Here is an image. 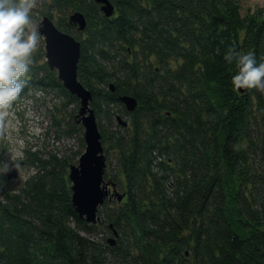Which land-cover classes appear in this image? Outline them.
I'll return each instance as SVG.
<instances>
[{"label":"trees","instance_id":"trees-1","mask_svg":"<svg viewBox=\"0 0 264 264\" xmlns=\"http://www.w3.org/2000/svg\"><path fill=\"white\" fill-rule=\"evenodd\" d=\"M43 1L41 15L81 44L78 80L125 197L106 200L97 224L76 213L69 173L86 148L80 101L39 47L14 103L54 94L51 128L79 148H27L19 165L28 177L16 185L0 177V261L264 264V91L238 92L223 59L234 47L264 61V7L243 14L239 0H111L107 18L94 0ZM74 12L86 19L83 32L69 23ZM124 96L137 100L135 111Z\"/></svg>","mask_w":264,"mask_h":264},{"label":"water","instance_id":"water-1","mask_svg":"<svg viewBox=\"0 0 264 264\" xmlns=\"http://www.w3.org/2000/svg\"><path fill=\"white\" fill-rule=\"evenodd\" d=\"M94 1L101 6V11L107 18L115 14L111 0ZM69 23L77 26L80 32L86 28V19L80 12L71 14ZM37 28L44 39L45 60L49 69L57 73L63 87L80 101L77 119L84 130L86 148L78 164L70 168L72 204L76 213L87 223L97 224L99 210L106 200L116 197L118 202H121L125 194H119L115 190V184L112 181L106 182L104 178L107 167L106 156L96 115L91 107L92 95L78 80L81 44L72 35L58 29L47 16L41 19ZM111 90H114L113 85ZM236 90L242 94L247 91L246 88H236ZM120 101L128 112L135 111L138 105L137 100L131 96L121 97ZM118 121L121 125L128 126V123L121 118H118ZM19 166L13 167L12 172L8 174L9 180L17 177ZM109 243L113 245L114 240H109Z\"/></svg>","mask_w":264,"mask_h":264},{"label":"rangeland","instance_id":"rangeland-1","mask_svg":"<svg viewBox=\"0 0 264 264\" xmlns=\"http://www.w3.org/2000/svg\"><path fill=\"white\" fill-rule=\"evenodd\" d=\"M242 7V13L247 12L254 13L264 7V0H239ZM44 1L34 0V7L30 13L31 24L29 30H35L39 35V47H44V39L38 32V23L41 21L43 16L40 11L43 10ZM45 50V49H44ZM59 99L49 91H38L27 99L21 100L20 102L12 103L10 106L4 109H0V162L8 161L10 170L5 174L7 176L12 172L14 166H19L24 160L25 150L31 149L32 151L48 149L52 150L56 147L59 150H68L72 148L76 151L79 148V142L76 137L68 138L62 136L61 139L57 140L56 134H54V128L52 127V112L54 106H57ZM122 121L127 122L126 116L122 115ZM105 125V122H103ZM112 128H117L115 125L108 126L106 131L110 135ZM84 136V135H83ZM109 137V136H107ZM109 139H105L103 148H108ZM85 152V151H84ZM106 155V154H104ZM79 158L77 159L76 165L78 164ZM106 182L112 181L113 177L117 176V156L113 150L108 151L106 158ZM29 171L27 167L19 166L18 175L12 180L13 184H19L24 181ZM116 175V176H115ZM105 178V177H104ZM115 190L122 194V190ZM116 197H110L108 200H116ZM118 201V200H117ZM101 231V230H99ZM103 232V231H101ZM97 236L102 237V233ZM108 240H114L113 237L108 235Z\"/></svg>","mask_w":264,"mask_h":264},{"label":"clouds","instance_id":"clouds-1","mask_svg":"<svg viewBox=\"0 0 264 264\" xmlns=\"http://www.w3.org/2000/svg\"><path fill=\"white\" fill-rule=\"evenodd\" d=\"M34 0H0V109L10 106L27 84L39 35L29 30ZM223 59L234 65L231 82L237 89L264 91V61L254 53L229 47ZM10 170L9 162H0V174ZM0 264H3L0 261Z\"/></svg>","mask_w":264,"mask_h":264},{"label":"bare ground","instance_id":"bare-ground-1","mask_svg":"<svg viewBox=\"0 0 264 264\" xmlns=\"http://www.w3.org/2000/svg\"><path fill=\"white\" fill-rule=\"evenodd\" d=\"M69 19V18H68ZM75 26V25H74ZM77 27V26H76Z\"/></svg>","mask_w":264,"mask_h":264}]
</instances>
